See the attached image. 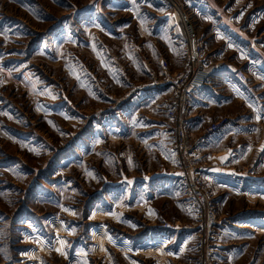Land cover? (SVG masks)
Masks as SVG:
<instances>
[{"label": "rangeland", "instance_id": "1", "mask_svg": "<svg viewBox=\"0 0 264 264\" xmlns=\"http://www.w3.org/2000/svg\"><path fill=\"white\" fill-rule=\"evenodd\" d=\"M194 1L204 55L247 71L264 107V0ZM174 20L154 0H0V264H264L260 108L221 130L238 176L211 188L213 218L188 209L182 178L226 149L175 153Z\"/></svg>", "mask_w": 264, "mask_h": 264}, {"label": "built area", "instance_id": "2", "mask_svg": "<svg viewBox=\"0 0 264 264\" xmlns=\"http://www.w3.org/2000/svg\"><path fill=\"white\" fill-rule=\"evenodd\" d=\"M155 2L171 7L173 13L178 14L183 18L190 16L194 17V13L186 14L183 11L184 0H154ZM196 14V13H195ZM199 16V15H196ZM203 19V17H202ZM188 23L190 21L188 20ZM185 25V27H184ZM181 35L173 34L176 40H179L183 45L184 63L179 71L174 72L173 77H169L168 84L171 85L172 95L169 106L165 110V119L169 125L174 140V150L178 157H185L191 162H195L197 152L200 150L201 139L194 136L188 131L186 126V118L191 109L192 95L194 91L201 89L214 73H224L239 86H244L249 82V74L247 71L237 68L234 65H226L224 62H215L204 55L203 46L193 37L189 38L186 24L179 26ZM185 29V32L183 29ZM165 71L169 64L166 60L160 62ZM229 122L227 117H221L217 120L208 123L204 133L206 136L217 135ZM190 168V167H189ZM193 171V175L188 170V173L182 178L187 188L188 202L187 206L196 218L203 223L208 224L210 218H213L215 207L212 205L210 191L208 189L205 178ZM171 229V227H169ZM202 248V247H200Z\"/></svg>", "mask_w": 264, "mask_h": 264}, {"label": "crops", "instance_id": "3", "mask_svg": "<svg viewBox=\"0 0 264 264\" xmlns=\"http://www.w3.org/2000/svg\"><path fill=\"white\" fill-rule=\"evenodd\" d=\"M199 0L194 1V5L191 6L195 11L203 12L201 9L202 6L197 4ZM209 8V6L206 5ZM204 8V7H203ZM201 9V11H200ZM205 8L204 10H206ZM192 10V9H191ZM205 16V23H210L207 15ZM195 16V20L199 21V18ZM204 23V24H205ZM211 34L216 35L217 32H214V26L211 27ZM198 35V34H197ZM207 58L214 60L215 55H206ZM226 65H231L228 62ZM245 86V85H244ZM258 96L259 93H255L250 87L239 86L237 85L229 75L224 73H214L208 82L199 90L194 91L192 95V103L190 112L186 118V126L188 131L193 133L194 136L201 139L200 150L208 151L212 149L213 151H218L215 147H221V151H225L226 159L215 165H210L205 167L204 164L198 162V171L204 175L206 183L209 185L208 189L212 192L211 188H230L232 189L233 185H229L232 181L235 180L238 176V172L232 168L234 163H231L232 158L235 154L232 152L237 147L234 146V140L237 138L239 133L236 131L237 127H230L223 131H220L216 136L210 137L206 136L204 133V128L208 123H211L221 117H229L230 121H233L237 125L241 119L245 116L243 111L249 109L251 111H256L255 108H260L262 111L258 112L256 117L260 118L264 115L263 105H258L252 103V96ZM238 106H241L239 110ZM202 131V132H201ZM232 141V142H231ZM213 143V144H212ZM212 144V145H211ZM228 144H231V146ZM213 146V147H212ZM205 154V153H204ZM199 158V157H198ZM184 243L179 245V249Z\"/></svg>", "mask_w": 264, "mask_h": 264}, {"label": "bare ground", "instance_id": "4", "mask_svg": "<svg viewBox=\"0 0 264 264\" xmlns=\"http://www.w3.org/2000/svg\"><path fill=\"white\" fill-rule=\"evenodd\" d=\"M174 18H175L174 21H176V25L175 26L179 27L182 24H186V27H187V30H188V34H189V38L192 40L193 37H194V30H193L191 24L188 23L187 18H185V16H183L184 19H182V17L179 16L178 14H176V13H174ZM184 27H185V25H184ZM179 29H180V33H182L180 27H179ZM183 30L185 32V29H183Z\"/></svg>", "mask_w": 264, "mask_h": 264}, {"label": "snow or ice", "instance_id": "5", "mask_svg": "<svg viewBox=\"0 0 264 264\" xmlns=\"http://www.w3.org/2000/svg\"><path fill=\"white\" fill-rule=\"evenodd\" d=\"M53 98H54V97H53ZM258 119H259V117H258ZM225 159H226V157H225ZM89 175H91V173H89ZM128 183H131V181H129ZM62 211H70V210H69V209H63V208H62ZM110 215H115V214H114V213H110ZM117 219H118V218H117ZM109 239H111V238L109 237ZM58 242H59V244H61V245L65 244V241H63V240H59ZM56 251H57L58 253H60L61 255H64V254H65L60 248H57Z\"/></svg>", "mask_w": 264, "mask_h": 264}]
</instances>
